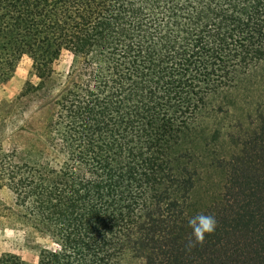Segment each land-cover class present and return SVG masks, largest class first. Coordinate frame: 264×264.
<instances>
[{"label":"trees","instance_id":"1","mask_svg":"<svg viewBox=\"0 0 264 264\" xmlns=\"http://www.w3.org/2000/svg\"><path fill=\"white\" fill-rule=\"evenodd\" d=\"M24 56L37 175L7 180L25 241L59 246L38 264H264V113L227 155L168 154L264 65V0H0V87ZM197 214L217 222L202 243Z\"/></svg>","mask_w":264,"mask_h":264},{"label":"rangeland","instance_id":"2","mask_svg":"<svg viewBox=\"0 0 264 264\" xmlns=\"http://www.w3.org/2000/svg\"><path fill=\"white\" fill-rule=\"evenodd\" d=\"M71 63L72 56L66 52L54 68L66 73ZM31 72L32 61L24 56L12 78L0 87V256L14 254L29 264H38L42 250L57 251L59 246L49 238L25 241L26 232L16 217L24 206L7 180L12 173H19L24 178L37 175L30 149L34 133L29 123L35 119L43 120L38 111L45 101H39L33 95L17 99L28 82L36 84ZM252 79L241 86V91L228 95V99L233 100L228 111L216 116L212 113L201 122L190 125L182 131L178 141L169 145L168 154L175 171L180 170L188 158L223 156L234 149L227 133L237 135L238 132L230 130L231 125L240 123L241 127L247 128L249 122L264 113V65L255 70ZM122 264L144 263L127 259Z\"/></svg>","mask_w":264,"mask_h":264},{"label":"clouds","instance_id":"3","mask_svg":"<svg viewBox=\"0 0 264 264\" xmlns=\"http://www.w3.org/2000/svg\"><path fill=\"white\" fill-rule=\"evenodd\" d=\"M187 223L196 243H202L205 236L212 234L217 227L216 219L209 214H197L189 218Z\"/></svg>","mask_w":264,"mask_h":264}]
</instances>
